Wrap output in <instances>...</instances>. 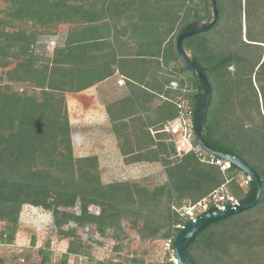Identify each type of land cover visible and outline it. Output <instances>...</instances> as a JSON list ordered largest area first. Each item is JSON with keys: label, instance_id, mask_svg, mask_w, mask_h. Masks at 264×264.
I'll return each mask as SVG.
<instances>
[{"label": "trees", "instance_id": "16d2710c", "mask_svg": "<svg viewBox=\"0 0 264 264\" xmlns=\"http://www.w3.org/2000/svg\"><path fill=\"white\" fill-rule=\"evenodd\" d=\"M216 1L219 8L216 25L183 41L184 51L211 87L212 99L202 135L215 151L247 162L264 181V0H232L233 24L240 40L238 50L227 51L214 49L209 39L225 21L226 24L232 21L226 19L228 0ZM71 10L67 0H18L13 1L6 13L12 20L49 25L63 23ZM205 11V17H201L198 12L193 15L191 10H186L182 18L169 16L167 11L166 16L170 17L167 26L162 24L166 16L158 15L155 24L160 28V37L152 42L154 30L143 38L155 44L154 47L147 49L148 45L140 44L145 49L141 56L156 59L158 66L173 64V78L156 87L158 95L169 96L157 109L159 113L167 112L168 117L163 119L160 129L156 128L155 136L150 132L152 127L145 128V124L142 133L126 132L123 125L117 133L128 163L158 162L164 168V182L154 188L122 180L104 183L97 155H74L73 130L64 94L82 91L106 79L104 65L96 64L101 67L99 70L95 66L75 65L79 68L72 73V68L66 67L68 61L61 64L58 52L51 62L41 65L32 50L36 35L23 31L10 34L0 19V67L8 68L11 61H16L6 77L42 93L38 98L11 91L7 85L0 88V244H15L25 205L50 210L59 227L89 226L91 233L97 232L101 237L110 233L114 237L122 229L123 221H128L138 229L142 239L159 241L171 235L174 223L183 221L173 206L198 202L224 185L242 205L253 200L256 187L253 182L245 189L240 187L236 178L247 175L239 168L231 165L223 172L219 166L203 162L195 152L180 157L175 137L161 132L166 123L179 116L177 103L184 102L191 109L195 128L203 109L206 87L182 61L177 43L182 34L213 21L212 0H207ZM243 17L248 42L242 40ZM248 50L253 52L249 57L244 53ZM65 57L68 59V54ZM173 83H177L176 89L171 86ZM237 110H241L240 115ZM246 119L250 127L246 126ZM195 146L202 148L197 139ZM136 147L143 150L134 156ZM233 181L235 185H230ZM92 207L98 212H93ZM254 213L260 215L253 218ZM194 248L222 264H264V185L261 198L252 209L210 224L192 238L186 254L199 264L192 254ZM39 253L41 264H47L50 253L45 250ZM69 255L87 258L89 253L81 242L71 240L63 262ZM130 264L160 263L134 258Z\"/></svg>", "mask_w": 264, "mask_h": 264}, {"label": "crops", "instance_id": "0c3cea01", "mask_svg": "<svg viewBox=\"0 0 264 264\" xmlns=\"http://www.w3.org/2000/svg\"><path fill=\"white\" fill-rule=\"evenodd\" d=\"M138 1L140 15L136 16L135 20H139L142 24L137 22V26L135 25L133 29L125 24L124 31L122 32V29L121 32L115 34L109 19L116 13L119 14L118 19L123 16V19L128 21V12L131 11L128 0H122L118 4H116V0H113L104 10L91 9L93 12H90L88 8L90 7L89 1L81 2L79 0V3H73V0H70L68 6L72 10L67 15L68 17L64 18L63 23H55L59 28V33L53 35V40L56 42L53 49L54 57L57 54L58 57L60 55L61 64L64 63V65H66L65 61H68L69 64L66 67L72 68V73L79 68L75 65H80V68L95 66L97 70L101 69V67H97L98 65H104L108 74L106 79L96 82L95 85L87 89L75 92L77 95H71L70 108L78 110L77 118L75 117L73 120L74 115L71 116L73 136L79 143L74 142L75 148L78 146L77 148L82 147L86 150L87 153L84 156L97 155L101 169L111 176L108 175L109 179L118 176L119 173L136 177L135 175L140 174L144 168L147 169L146 171L161 174V176L164 171L158 162L128 163L117 133V129L121 128L120 125L126 126V132L142 133L146 130L142 128L143 124H145V128L152 127L150 132L155 133L157 129L161 128L163 119L168 117L167 112L159 113L157 111L160 103L161 105L163 103L162 99L169 100L168 95L162 96L156 93V87H160V82L156 80L152 71L146 70L147 67L156 63L154 62L156 59L141 56L145 49L140 48V44L148 45L147 49L154 47L155 44H151L150 41H143L142 38L149 36L152 32L147 28H142L141 25L145 27V21L155 20L158 15L157 13L150 15L152 0ZM110 9H113V14L109 12ZM117 37L120 46L122 43L126 49L129 42L135 46L136 51L129 49L130 51H127L129 55L119 53L117 42H115ZM126 41L127 43L123 44ZM152 42L154 43L155 40ZM131 45L129 44V46ZM67 49H69V53L66 52ZM66 54H68V59L65 57ZM114 59L117 60V63L112 62ZM143 59L145 62L142 61ZM121 81L124 82L123 85H121ZM80 97L86 99V105L78 104L77 98ZM132 105L134 106L132 107ZM83 116L87 120H81L80 117ZM141 149L136 147L133 155L139 154L138 150ZM91 151H94V154ZM133 155L131 157H134ZM63 243L66 250L62 253L65 254L69 243L66 241L59 245L62 247ZM69 256L75 257L76 255Z\"/></svg>", "mask_w": 264, "mask_h": 264}, {"label": "rangeland", "instance_id": "374dc122", "mask_svg": "<svg viewBox=\"0 0 264 264\" xmlns=\"http://www.w3.org/2000/svg\"><path fill=\"white\" fill-rule=\"evenodd\" d=\"M13 1L18 0H0V19L4 20V29L6 32H9L10 34H14L16 32L23 31L27 35L35 34L36 35V43L34 46H32L33 54L39 64H45L48 63V61H52L54 58L55 51H53L54 46L56 42L53 40L54 34L59 33V28L57 25L54 24H47L42 25L35 21H23V20H12V18L8 17L7 15V9L12 6ZM57 2H62L63 0H56ZM70 2V0H67ZM81 2L83 0H80ZM90 3L89 10L90 12H93L91 9L94 10H104L111 1L113 0H87ZM122 0H116V4ZM131 11L128 12L129 20L126 21L123 19V16L121 19H118V15L114 13L113 9H110L109 12L113 14V16L109 19L110 20V26L114 27L115 34H118V32H121V30L124 28V25L127 24L128 27H131V29L134 28V26L138 23L142 24L139 20H135L136 16L139 14V8L140 3L138 0H128ZM79 3V0H73V3ZM154 2V3H153ZM206 2L207 0H152V7L150 9V15L156 14L159 16H166L167 11H169V16L173 15L177 16L179 15L180 18H182L185 15L186 10H191V13L194 15L196 12L199 13L201 17H205L206 11ZM232 0L227 1V7L226 10H228V14L226 16V19H231L232 21L228 24H226V21L222 28H220L215 33L211 34L209 36L211 45L216 50H223L227 51L228 49H239V36L236 32V27H234L233 24V7H232ZM76 6V4H74ZM134 5V6H133ZM175 7V9H174ZM181 8L182 11L179 9ZM174 11V13H173ZM211 16H213L212 9L210 10ZM192 15V16H193ZM170 17L166 16V19L162 21L163 26L169 25V19ZM185 18V17H184ZM206 21V20H205ZM126 22V23H125ZM138 22V23H137ZM210 22V21H209ZM155 20L145 21V27L144 25H141L142 28H147L148 31L153 32L155 36H153L151 39L156 40L157 37H160V28L157 29L155 24ZM181 23L177 24L175 27V30ZM243 38L242 40L245 42H248L246 39V21L245 17H243ZM154 27V29H153ZM146 30V31H147ZM124 29L122 30V32ZM174 38V34L172 35ZM171 36V37H172ZM143 39V38H142ZM141 39V40H142ZM119 38H115L116 45L118 46V52L126 55H129L130 50H135V46H132V43L128 42V46L125 49L122 46H120V43L118 44ZM132 41V40H131ZM126 42H123V44H126ZM129 44L131 46H129ZM130 49V50H129ZM264 50V46H263ZM242 53V50L240 51ZM244 53L248 55H252L253 52L251 51H244ZM246 56V55H245ZM249 57V56H248ZM12 63L8 68H1L0 67V77L2 80H0V88L4 86H8L11 91H17L19 94H29L37 96L38 98L41 97V91L38 89H34L32 87H29V85L18 83L16 81H11L10 78L6 77V72L10 68L14 67L16 65V61H11ZM154 62H158L157 60ZM156 63L150 65L146 68V70L152 71L154 73V77L156 76V80L160 82V84L165 83L166 80L173 78L171 73V68L173 67V64H170L169 66H158ZM181 66V63H179ZM233 71V69H232ZM189 76V74H186ZM181 78V76H179ZM176 80V79H175ZM121 85H123V81L120 82ZM253 84L255 87H258L257 82L253 80ZM172 86V85H171ZM173 87V86H172ZM170 94V93H169ZM177 93H175L176 95ZM71 95H77L76 93H65L64 97L66 99V107L71 122V116H73V120L75 117H78V110L75 108H70V99ZM168 95V94H166ZM175 96L174 94H171ZM90 98V97H89ZM88 98V99H89ZM78 104L82 103V105H86L87 101L85 98H77ZM165 101L164 99H162ZM161 101V102H163ZM161 105V103H160ZM10 106V105H9ZM237 114H241V110H237ZM81 120L86 119L84 116L80 117ZM87 120V119H86ZM85 120V121H86ZM246 126L250 127L249 120L246 119ZM74 122V121H73ZM257 123V120L254 121ZM76 125V123H74ZM73 130V128H72ZM72 142H73V151L75 157H81L84 156V154L87 153L86 150H84L82 147L75 148V143H77V140L74 136H72ZM79 144V143H77ZM86 151V152H85ZM92 154H94V151H91ZM120 167V166H118ZM147 169H143L142 172L138 175L131 176L129 174L122 175V173H119L118 176L112 177L111 179L108 178L107 172H102V181L104 183H110L116 180H122V181H131V182H140L144 185H147L149 187H156L157 185H160L164 182L163 176L161 174H155L151 171H146ZM161 173V172H160ZM109 177H111L109 175ZM243 175H240L236 178L237 183L242 181ZM235 181V182H236ZM235 185L234 181L230 183V185ZM93 212H98L97 209L94 207L91 208ZM252 216L257 217L260 214L254 213ZM155 217V216H154ZM71 225V224H70ZM66 225L63 227H59L55 222V217L53 213L50 210H46L42 207H36L32 205H25L23 206L21 217H20V231L17 234L16 242L13 245H7V244H0V264H41L42 259L41 255L39 253L40 250H45L46 252L50 253V258L47 264H130V262L136 258L138 260H143L149 263H154V261L158 257V250L160 242H157L158 240L154 239H142L140 233L138 232V229H136L130 222L123 221V226L121 230H117L115 232V236L113 237V234H108L107 237H101L100 235H92L91 233V227L87 228H81L78 225ZM67 234V235H65ZM66 239V240H65ZM71 240L75 242H81L84 248H87V252L89 253L88 257H84L82 255H77L75 257H70L63 262V254L64 250V243L63 246L59 245L61 242H70ZM117 243V245H116ZM47 244H50V247L47 248ZM112 244H115L113 247ZM64 248V249H60ZM63 250V251H62ZM133 254V257H132ZM192 254L198 258L199 264H222L220 261H217L215 257L209 256L208 254H203L201 250L194 248L192 250ZM65 257V256H64ZM83 257V258H82Z\"/></svg>", "mask_w": 264, "mask_h": 264}, {"label": "built area", "instance_id": "2783aa9c", "mask_svg": "<svg viewBox=\"0 0 264 264\" xmlns=\"http://www.w3.org/2000/svg\"><path fill=\"white\" fill-rule=\"evenodd\" d=\"M172 86L174 89L178 87L177 83H173ZM177 106L179 108V116L175 120L166 123L161 132L175 137L178 155L183 157L191 152H195L203 162L217 165L223 172L228 171L231 168L230 163L211 154L208 157L207 154L209 153L195 146L197 137L192 120V111L184 102L177 103ZM152 134L155 135V133ZM250 182L251 179L248 176H243L239 184L240 187L245 189L249 186ZM241 206L240 200L229 191L226 185L198 202H188L181 207L173 206L172 209L183 221L174 223L171 235L168 238L157 241L160 242V245L157 252L158 257L154 263L179 264L175 251V240L179 232L190 222H195L198 218L209 213L227 212L229 210H236ZM96 234L99 235L97 232H92V235ZM112 245L113 247L115 246V244Z\"/></svg>", "mask_w": 264, "mask_h": 264}, {"label": "water", "instance_id": "95a60500", "mask_svg": "<svg viewBox=\"0 0 264 264\" xmlns=\"http://www.w3.org/2000/svg\"><path fill=\"white\" fill-rule=\"evenodd\" d=\"M212 1H213V7H214L213 21L209 25H206V26H204L198 30L182 34L179 37L178 43H177V50H178V53H179L182 61L188 67L190 72L193 75H195L197 78H199L204 83V85L206 87L204 106H203L201 114L198 118V121L196 123V128H195L196 137H197V140H198L200 146L207 153L214 155V156L230 163L233 166H236L244 174H246L251 179V182H253V184L255 185L256 194H255V196L251 202H249L246 205H242L241 207H239L236 210H229L227 212L209 213V214H206V215L198 218L195 222H190L189 224H187L179 232V234L177 235L176 240H175V251H176V255H177V259H178L179 264H195V262L186 254L188 244L190 243L192 238L197 233H199L201 230H203L204 228L209 226L210 224H213V223L218 222L220 220H223L225 218H228V217H231V216H234V215H237V214H240V213H243V212H246V211L252 209L254 206H256L258 204V202L261 198L263 185H264L263 179L259 176V174H257V172L247 162H245L244 160H242L238 157H235L233 155L220 153V152L215 151L213 148H211L207 144V142L205 141V139L203 138V135H202V129L204 127V124H205V121H206V118L208 115V111L210 108L211 99H212L211 87H210L209 81L206 78V76L195 67V65L189 59V56L184 51L183 41L187 38L192 37V36L206 33L216 25V23L219 20V8L217 5V1L216 0H212Z\"/></svg>", "mask_w": 264, "mask_h": 264}]
</instances>
